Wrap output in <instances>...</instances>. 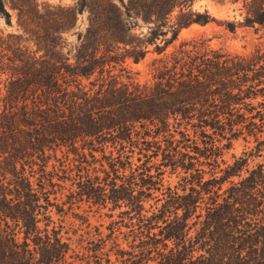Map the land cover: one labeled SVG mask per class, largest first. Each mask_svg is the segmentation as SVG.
Returning a JSON list of instances; mask_svg holds the SVG:
<instances>
[{
    "label": "trees",
    "instance_id": "trees-1",
    "mask_svg": "<svg viewBox=\"0 0 264 264\" xmlns=\"http://www.w3.org/2000/svg\"><path fill=\"white\" fill-rule=\"evenodd\" d=\"M193 1H11L35 48L7 54L0 264H90L110 253L119 262L94 264H264V162L249 167L264 145V48L233 54L190 41L165 54L181 28L213 20ZM246 7L243 25H263L264 0ZM84 10L69 61L65 34ZM225 26L235 32L233 21ZM148 45L160 57L140 83L123 64ZM238 137H252L256 151L228 163ZM166 171L175 184H165ZM81 201L126 209L106 233H91L87 217H61Z\"/></svg>",
    "mask_w": 264,
    "mask_h": 264
},
{
    "label": "rangeland",
    "instance_id": "rangeland-1",
    "mask_svg": "<svg viewBox=\"0 0 264 264\" xmlns=\"http://www.w3.org/2000/svg\"><path fill=\"white\" fill-rule=\"evenodd\" d=\"M10 1V2H9ZM11 1L6 0L5 7L8 10L10 16L9 21L0 15V110L3 108V97L6 95L7 89V56L9 55V47H17L18 45H25L28 48L34 49L35 46L30 41H25L27 34L19 26L17 22V12L10 7ZM16 2L18 0H15ZM24 1V0H22ZM37 4L47 3L51 5H73L76 0H35ZM127 1V0H124ZM249 0H194L191 4L193 10L199 12H207L212 18V21L208 23H191L190 25L180 29L177 39L171 43V45L166 49L165 54L170 53L173 49L177 48L182 42H196L204 41L212 49H221L228 53L233 54H248L253 52L256 48L261 46L264 48V24L258 25L255 24L253 27L243 25L242 21L247 13L246 4ZM177 11H174L172 17L175 16ZM173 19V18H172ZM228 21H233L236 25L235 32H230L225 23ZM139 27L137 32H146L147 27L141 21H138ZM88 24V11L84 10L77 17V20L74 26L65 34L66 37V46L64 52L67 53L69 61L73 60L74 51L77 40V32H84ZM147 52L145 56L140 59L138 62H134L131 58H126L124 61V66L127 70L130 71L132 77L140 82L147 83L151 80V63L159 58L154 50L152 45H148ZM8 54V55H7ZM261 98H259L260 100ZM264 139V138H263ZM257 142L252 139V137H238V139L232 142L230 149L225 153L224 159L228 163L232 162V155L236 157L244 155V152H255ZM261 147L260 156H254L249 159V167L255 166L257 163L264 162V145ZM208 175H205V178H208ZM165 184L170 183L171 185L175 184L178 180L176 174H169L168 171L164 174ZM68 185V184H67ZM228 184H225L223 188L227 187ZM65 193H67L65 191ZM158 194V193H155ZM65 195L62 197L65 199ZM160 197V196H159ZM57 204L62 203L61 201H56ZM80 205L79 209L68 210L66 214H61L66 219H74L78 215L87 217L88 223L90 224L91 233H95V230L98 228L99 231L104 233L107 232V227L111 221H118L120 219V211L126 209V206L122 205L113 209L108 204L106 207L90 203L87 201L78 202ZM78 203L76 204L78 206ZM145 203H161V201H148ZM65 205V209L67 208ZM76 206V207H77ZM149 205L146 204L148 208ZM56 207L52 208L53 217L55 220L60 218L57 214ZM74 215H73V214ZM110 213V214H108ZM108 215H111L109 217ZM81 216V217H82ZM264 214H259L258 217H262ZM80 221H75V227H77L78 233L86 230L85 223L79 224ZM122 232H128V229L124 226L121 227ZM75 240L76 237H73ZM121 248L127 249V241L124 240L125 237L120 236ZM76 241V240H75ZM74 241V244L76 243ZM110 262H119L121 259L119 256L110 253L109 255L97 254L96 258H91V263L94 264V260L105 263V260ZM152 263V262H150Z\"/></svg>",
    "mask_w": 264,
    "mask_h": 264
}]
</instances>
